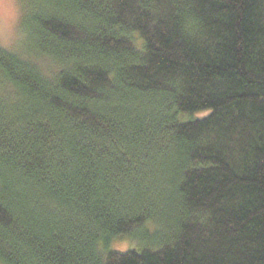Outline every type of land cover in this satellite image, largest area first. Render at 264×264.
<instances>
[{
  "label": "trees",
  "instance_id": "16d2710c",
  "mask_svg": "<svg viewBox=\"0 0 264 264\" xmlns=\"http://www.w3.org/2000/svg\"><path fill=\"white\" fill-rule=\"evenodd\" d=\"M18 1L0 264H264V0Z\"/></svg>",
  "mask_w": 264,
  "mask_h": 264
},
{
  "label": "rangeland",
  "instance_id": "374dc122",
  "mask_svg": "<svg viewBox=\"0 0 264 264\" xmlns=\"http://www.w3.org/2000/svg\"><path fill=\"white\" fill-rule=\"evenodd\" d=\"M21 18L18 0H0V47L15 50L20 39L19 22ZM130 244L115 243L114 247L126 251Z\"/></svg>",
  "mask_w": 264,
  "mask_h": 264
}]
</instances>
